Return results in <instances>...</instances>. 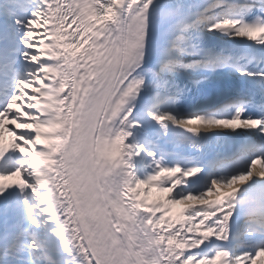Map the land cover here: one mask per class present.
Wrapping results in <instances>:
<instances>
[{
  "label": "snow or ice",
  "instance_id": "6c2138e0",
  "mask_svg": "<svg viewBox=\"0 0 264 264\" xmlns=\"http://www.w3.org/2000/svg\"><path fill=\"white\" fill-rule=\"evenodd\" d=\"M261 254L264 0H0V264Z\"/></svg>",
  "mask_w": 264,
  "mask_h": 264
},
{
  "label": "bare ground",
  "instance_id": "6f19581e",
  "mask_svg": "<svg viewBox=\"0 0 264 264\" xmlns=\"http://www.w3.org/2000/svg\"><path fill=\"white\" fill-rule=\"evenodd\" d=\"M5 123L7 124V120L5 121ZM8 134H9V133H8ZM8 134H6V132L4 133L5 140H9V138H8ZM9 137L12 139V137H11L10 135H9ZM145 194H146L145 192L141 191L140 195H141V198H142V199L145 197ZM167 197L170 198V194H169V193H167ZM169 198H166V200L164 201V205H165L166 207H168V208L171 209V211L169 212V214H171V215L174 214L173 217H177V215H179L180 213L186 215V212H185V205H184V204L169 203V202H168V201H169ZM147 202H148V203H152L153 200L150 199V198L147 196ZM192 203H193L194 205H197V206H199V204H200V202H198V201H196V202H193V201H192ZM177 219H179V216H178ZM177 219H176V220H177ZM183 220H184V219H183ZM183 220H181V221H183ZM173 221H175V218H173ZM256 264H264V261H263V262H257Z\"/></svg>",
  "mask_w": 264,
  "mask_h": 264
},
{
  "label": "rangeland",
  "instance_id": "374dc122",
  "mask_svg": "<svg viewBox=\"0 0 264 264\" xmlns=\"http://www.w3.org/2000/svg\"><path fill=\"white\" fill-rule=\"evenodd\" d=\"M145 188H146V194L150 198H154V199L157 198L158 200H163V201H165L166 198H169V197H167V192L158 191V189L156 187H150L149 188V187L145 186ZM143 192H145V191H143ZM154 194H155V196H154Z\"/></svg>",
  "mask_w": 264,
  "mask_h": 264
}]
</instances>
